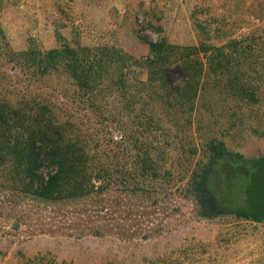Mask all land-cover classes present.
<instances>
[{
	"label": "rangeland",
	"instance_id": "374dc122",
	"mask_svg": "<svg viewBox=\"0 0 264 264\" xmlns=\"http://www.w3.org/2000/svg\"><path fill=\"white\" fill-rule=\"evenodd\" d=\"M0 26L9 44L0 51V102L53 103L92 148L109 150L127 170L133 143H123V103L115 94L104 93L103 109L93 110L62 69L40 74L19 54L69 44L115 46L143 59L144 40L161 39L223 47L222 65L211 68L201 55L206 65L190 122L179 110L168 112L167 103L159 107L164 130L151 142L170 140L161 154L154 151L163 171L157 181L137 187L130 176L106 193L63 201L22 195L1 182L0 264H264V222L226 203L243 190L238 177L227 182L237 160L223 155L213 168L223 170L219 207L203 198L195 179L210 164V140L224 141L228 151L263 163L249 182H261L264 203V0H0ZM128 78L132 93L140 92L147 67ZM187 138L191 144L181 148Z\"/></svg>",
	"mask_w": 264,
	"mask_h": 264
},
{
	"label": "trees",
	"instance_id": "16d2710c",
	"mask_svg": "<svg viewBox=\"0 0 264 264\" xmlns=\"http://www.w3.org/2000/svg\"><path fill=\"white\" fill-rule=\"evenodd\" d=\"M144 41L149 47V55L143 59L115 46L93 48L71 47L69 44L47 52L19 54L32 61L40 74L62 69L77 91L87 97L93 110L103 109L104 93L112 91L115 94L119 105L123 103L119 110L123 143H133V147L128 148L132 161L130 169L113 161L116 156L112 157L107 152L109 150L92 148L88 143L89 136L79 130L75 122L60 118L53 103L28 99L15 103L3 101L0 102V183L9 185L22 195L63 201L96 192L106 193L115 181H125L130 176L137 182V187L157 181L163 171L154 151L161 154L164 140H170L168 136L157 146L151 142L152 136L158 138V132L164 130L159 107L162 102L167 103L168 112L179 110L189 117L190 122L206 65L201 55H205L211 68L214 63L222 65L223 47H183L167 39ZM8 48L0 26V51ZM142 65L148 69V81L141 83L140 92L132 93L134 86L130 83L128 71L130 74ZM100 95L103 97L101 101ZM248 96L251 101H258L254 92ZM132 133L138 136L134 137ZM190 144L187 138L181 148ZM208 152L210 164L200 174H195L203 198L212 207H219V197L223 195L219 191L223 170L217 175L213 168L223 160V155L232 156L237 162L232 167L233 172L228 174L227 182L232 185L231 176L238 177V188L243 190L239 198L230 193L226 203L241 217L264 222L261 182H249L251 175H256L263 163L255 164L240 153L228 151L226 143L217 139L210 140Z\"/></svg>",
	"mask_w": 264,
	"mask_h": 264
}]
</instances>
